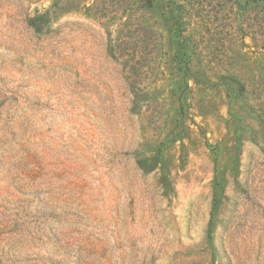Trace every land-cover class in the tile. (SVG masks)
Returning <instances> with one entry per match:
<instances>
[{
    "label": "rangeland",
    "instance_id": "rangeland-1",
    "mask_svg": "<svg viewBox=\"0 0 264 264\" xmlns=\"http://www.w3.org/2000/svg\"><path fill=\"white\" fill-rule=\"evenodd\" d=\"M0 264H264V0H0Z\"/></svg>",
    "mask_w": 264,
    "mask_h": 264
}]
</instances>
